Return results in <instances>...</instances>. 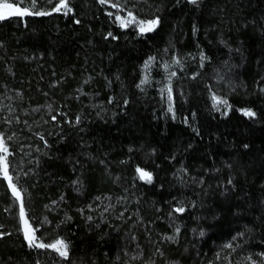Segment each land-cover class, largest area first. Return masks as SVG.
Returning a JSON list of instances; mask_svg holds the SVG:
<instances>
[{
    "label": "trees",
    "instance_id": "1",
    "mask_svg": "<svg viewBox=\"0 0 264 264\" xmlns=\"http://www.w3.org/2000/svg\"><path fill=\"white\" fill-rule=\"evenodd\" d=\"M0 2V264H264V0Z\"/></svg>",
    "mask_w": 264,
    "mask_h": 264
},
{
    "label": "snow or ice",
    "instance_id": "2",
    "mask_svg": "<svg viewBox=\"0 0 264 264\" xmlns=\"http://www.w3.org/2000/svg\"><path fill=\"white\" fill-rule=\"evenodd\" d=\"M20 3H23V0H19ZM35 2L36 0H32V8H35ZM190 3L196 4L198 0H189ZM101 4L106 3V0H100ZM113 7H116V5H113ZM61 9H66L65 14L67 12H70L71 9L67 7V2L66 0H60L59 4L54 7L53 11L55 12H60ZM38 15V16H45V15H50L51 12H44V11H36L33 12L29 8H20L18 6H15L14 3L10 2H0V21H4L9 19L10 17L14 16H30V15ZM111 15V14H110ZM116 19L121 20V17L117 16ZM133 20L135 19L134 17L132 18ZM78 22V21H77ZM132 21L129 20L127 22L121 20V26L123 27L125 23H131ZM159 23L158 20H152L148 21L147 23L143 22H138L139 24V29L140 32H146V31H152L154 27ZM152 60L150 59L149 61L146 62L145 67L147 68L151 64ZM179 63V61H177ZM174 75V73H173ZM144 81H142L143 83ZM172 94H171V89H168V99L171 101ZM215 99V97H214ZM217 103H226V101L222 100H217ZM171 107L169 108V111H171ZM244 115L252 117L255 114L251 111H245ZM0 152L7 153L8 149L4 146V141L2 138H0ZM0 172L3 173V177L5 180L9 182V187L12 190L13 196L16 198V200L20 201V209H19V215H20V220L24 226V236L25 239L28 241L29 247L33 248H51L52 250L56 251L60 257L67 259L68 258V247L69 245L63 241L62 239H58L53 243L50 244H44L42 242H38L37 237L35 236V230L31 228L29 225L27 219H25V209H24V204L23 200L21 197V193L17 190L15 185L12 184V178L8 174V162H7V156L6 155H0ZM137 172L139 173L140 179L146 180L147 182H151V175L148 172L143 171L142 169H137ZM174 211L182 213L184 209L181 208H176ZM203 235V233H201ZM230 247V245H229Z\"/></svg>",
    "mask_w": 264,
    "mask_h": 264
},
{
    "label": "rangeland",
    "instance_id": "3",
    "mask_svg": "<svg viewBox=\"0 0 264 264\" xmlns=\"http://www.w3.org/2000/svg\"><path fill=\"white\" fill-rule=\"evenodd\" d=\"M5 155L3 152H0V155ZM3 175V174H2ZM11 189V188H10ZM12 191V190H11ZM17 202H18V205H19V209H20V201H18V200H16ZM19 217H20V215H19ZM25 219H27L26 218V216H25ZM28 221V220H27ZM28 223H29V221H28ZM30 225V224H29ZM20 226H21V231H22V234H23V236H24V226H23V224H22V222H21V220H20ZM31 226V225H30ZM32 228V227H31ZM24 238H25V236H24ZM26 240V239H25ZM27 241V240H26ZM28 242V241H27Z\"/></svg>",
    "mask_w": 264,
    "mask_h": 264
}]
</instances>
